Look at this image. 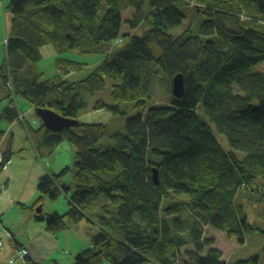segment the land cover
I'll use <instances>...</instances> for the list:
<instances>
[{
	"label": "trees",
	"instance_id": "16d2710c",
	"mask_svg": "<svg viewBox=\"0 0 264 264\" xmlns=\"http://www.w3.org/2000/svg\"><path fill=\"white\" fill-rule=\"evenodd\" d=\"M183 9H193L203 22L195 32L186 28L173 36L169 32L186 16ZM8 10L12 21L0 65V103L8 107L1 120L21 125L38 162L37 151L46 154L63 142L74 147L70 167L59 177L46 171L37 186L51 201L61 193L69 200L66 214L46 218L47 229L63 230L66 218L77 221L81 213L101 229L74 264H223L206 229L241 245L246 236L262 233L255 227L264 221V186L257 182L264 179V0H10ZM125 10H141L142 19L130 24L146 26L144 38L122 32ZM112 42L124 45L107 48L110 54L85 80L64 81L83 65L64 56L103 55ZM45 46L53 48L62 73L52 80H42L37 69ZM175 74L184 78L180 98L171 95ZM161 77L170 102L127 119L126 133L113 134L109 149H97L105 125L76 120L85 93L101 91L104 78L115 81L111 104L98 102L94 110L122 115L119 103L146 108ZM17 98L34 114L48 109L78 125L55 132L41 123L34 130L37 116L28 119ZM0 156L3 168L12 155ZM69 173L73 186L60 180ZM239 193L255 200V225L235 202ZM179 196L185 198L176 202ZM172 197L175 203L165 207ZM179 211L193 223L178 217ZM244 264H258V257Z\"/></svg>",
	"mask_w": 264,
	"mask_h": 264
},
{
	"label": "crops",
	"instance_id": "0c3cea01",
	"mask_svg": "<svg viewBox=\"0 0 264 264\" xmlns=\"http://www.w3.org/2000/svg\"><path fill=\"white\" fill-rule=\"evenodd\" d=\"M9 3L10 0H0V65L5 60L3 42L8 38L12 21V15L8 10ZM40 54V62H45L44 68L40 67L39 63L37 64L38 73L44 77L42 80H52L62 74L54 66L57 56L50 46L42 47ZM64 57L69 59L68 54ZM102 61L103 59L97 61L90 67L91 69H87L92 71ZM82 69L78 72L74 71L71 76L70 74L64 75V81L79 82L85 80L90 72L85 78L80 77ZM47 72L51 74L50 77ZM7 107L6 102L0 103V121L3 122L0 131L4 133L0 142V155L4 153L12 155L10 162L0 168V220L3 228L0 232V243L2 245L0 264H13L10 261L19 248L29 251V258L34 264H74L77 255L90 248L93 238L101 232V229L94 220L87 218L84 213H81L82 217L77 221L66 218V227L63 230L50 231L47 229L45 220L49 215H46V217L43 215L46 203L44 196L38 192L37 186L39 181L46 176V171H49L52 176L59 177L65 168L70 167L71 161L70 165H68V162L60 163L63 148H60L58 152L59 159L57 157L50 163L46 158L49 152L52 154L55 149L64 145L61 143L55 149L47 150L48 153L46 154H40L37 151L38 155H41V158L45 160L43 161L45 162L44 166L39 164L33 142L21 125L16 121L6 123L1 120V115ZM26 110L27 113H30V109ZM28 119L31 120L30 117ZM33 121H35L34 125L36 127L32 128L34 130L39 129L42 122L35 118H33ZM61 178L60 180L63 182H71L72 174L69 173L64 179ZM70 182L69 184L73 186L74 182ZM53 210L56 209L50 206L48 212ZM69 210L70 207L65 211L63 210L62 215ZM54 213L58 214V211H54ZM52 214L50 213V215ZM6 231L11 234L13 240L6 237ZM252 237H254L253 234ZM208 238L213 239V237ZM246 242L247 239L245 238ZM225 251L226 254H221L223 264H244L249 259V255L232 259L226 249ZM16 264L22 263L18 262Z\"/></svg>",
	"mask_w": 264,
	"mask_h": 264
},
{
	"label": "rangeland",
	"instance_id": "374dc122",
	"mask_svg": "<svg viewBox=\"0 0 264 264\" xmlns=\"http://www.w3.org/2000/svg\"><path fill=\"white\" fill-rule=\"evenodd\" d=\"M105 0H101V2L103 3ZM189 5V4H188ZM105 8V7H104ZM183 13L186 15L184 19H182V24L181 27L172 30L171 32H169V34L173 35V36H177L179 34L182 33V31L186 28H189L192 32L196 31L198 26L201 25V22H203V18L202 16H196L194 15V10H189V11H185L183 9ZM135 15V12L132 10H125L122 13V32L124 34H129L131 36H135L137 38H144L146 36L147 30L148 28L144 25H142V23H138L135 28H131V24L133 23V20L135 18V21H138L139 19H142L141 16V10L140 11H136V15L135 17H133ZM193 17V18H192ZM199 17V18H198ZM228 24V26L232 23H229V21L226 22ZM124 44H114L113 42L108 45V46H104L103 50L104 53L103 55L101 54H97V55H93V56H82V55H77L75 53H70L69 55V59L79 62V63H83L82 67L83 68L80 72V77H86L89 72H91V66L96 63L97 61L104 59L105 56L110 54V51L108 50L106 52L107 48H110L111 51H116L119 50ZM50 48H52L50 46ZM53 49V48H52ZM39 66L44 68L45 67V62L41 63L39 62ZM90 68V69H87ZM259 71L261 73L264 74V64L261 65L259 67ZM47 74L49 75V77L51 76V74L49 72H47ZM77 74V73H75ZM72 75V73L70 74V76ZM44 78V77H43ZM105 81V87L99 91L98 93L94 94V95H88L87 93H85L84 99H86V106L84 107V109H82L79 114L76 117V120L80 123V124H103L106 127V131H105V136L104 138L101 140V142L96 146L97 149L101 150V151H105L107 149H109L112 146V142L110 140V137L115 134V133H121V134H125L126 133V129H125V123L127 121V119L140 115L142 117H144L147 113V110L149 108H154V107H159L161 105L164 104H168L170 102V95L168 92H166L167 90H164V87H162L163 82L165 81L164 79H157L155 80V84H153L152 87V96L151 99L149 100V102L146 105V108H135L133 103H119V107L121 109V113H123L122 115H112V113H109L106 110H94V105L98 102H103L104 104H111V86L115 85L116 82L109 79V78H104ZM162 84V85H161ZM17 103H18V107L24 112V110L26 111V109H30V113H26V116L28 117H32L35 116L34 114V109L30 107V105L22 100L17 98ZM40 121V120H39ZM3 124V122L0 121V126ZM36 126L34 125L33 128H35ZM219 141H221L222 146L225 148L229 149L227 140H225V138L221 135L218 136ZM61 147L55 149L57 146L53 147L54 152L47 156L46 158L48 159V161L51 163L53 161V159H59V150L60 148H63V153L60 156V158H62V160L60 161V163H64V162H68L70 165V161H72V157H73V153H74V147L68 143V142H63ZM60 145V144H59ZM39 150V149H38ZM238 158H241L243 156V153H237ZM45 160H41L39 162V164L42 165V162ZM56 166V165H55ZM46 168V167H45ZM263 186H264V179L259 181ZM240 194V193H239ZM240 198H238L235 202H237V204H242V209L245 208V212H247V216H248V223L250 225H255L254 223L257 222L258 220L256 219V206L255 205V200H250L247 197V194L243 193L239 195ZM185 197L183 196H179L176 197V202H179V200L184 199ZM237 198V197H236ZM44 200L46 203V207L44 209L43 215L44 217H46V215L50 216V213H54V211H58V215H62L63 210L65 211V209L67 210L69 206V200L66 196H64L62 193L60 194V196L55 200V201H51L49 198H47L46 196H44ZM169 200H171L172 203L174 202V198L172 197L171 199L168 198V200H166L164 202L165 207H167L168 205H170L171 203L169 202ZM43 203V202H42ZM50 206L56 210H53L52 212H48L50 209ZM175 207V204H174ZM259 209V208H258ZM174 213V212H173ZM176 214V213H175ZM178 217H182L183 220L185 222L188 223V225H191V223H193L194 218L193 217H189V213L182 211L178 214H176ZM258 226L255 228H259L262 233L259 232H255L252 236H247V242L245 243V245H241L238 244L236 239L234 238L233 240H229L227 239L226 235L224 233H221L219 231H216L213 228H208L205 231V236L208 237H213L214 239V244L212 246V248H216L219 251H221V254H226L225 249L228 252V249L230 247V250L228 252L229 257H231L232 259L237 258L238 256H242L245 257L246 255H249L248 258L250 257H258V264H264V221L261 222H257ZM210 239V238H208ZM212 239V240H213ZM183 249H187V248H183ZM188 250V249H187ZM254 255V256H251Z\"/></svg>",
	"mask_w": 264,
	"mask_h": 264
},
{
	"label": "water",
	"instance_id": "95a60500",
	"mask_svg": "<svg viewBox=\"0 0 264 264\" xmlns=\"http://www.w3.org/2000/svg\"><path fill=\"white\" fill-rule=\"evenodd\" d=\"M171 95L173 98H180L184 93V78L181 74H175L171 80ZM35 115L42 122L43 126L51 131H60L64 128H70L77 126L78 122L76 120L66 119L62 116L57 115L48 109H37ZM158 171H153V181L158 183Z\"/></svg>",
	"mask_w": 264,
	"mask_h": 264
},
{
	"label": "built area",
	"instance_id": "2783aa9c",
	"mask_svg": "<svg viewBox=\"0 0 264 264\" xmlns=\"http://www.w3.org/2000/svg\"><path fill=\"white\" fill-rule=\"evenodd\" d=\"M1 162H2V157L0 156V164H1ZM2 230H3V228H2V224H1V220H0V232ZM5 235L9 240H13L12 236L8 232H6ZM0 250H2L1 243H0ZM10 262L13 264H16L18 262H21L23 264H32V262L29 258V251L27 249H24V248L17 249L15 252V256L11 259Z\"/></svg>",
	"mask_w": 264,
	"mask_h": 264
},
{
	"label": "clouds",
	"instance_id": "9594fccd",
	"mask_svg": "<svg viewBox=\"0 0 264 264\" xmlns=\"http://www.w3.org/2000/svg\"><path fill=\"white\" fill-rule=\"evenodd\" d=\"M2 224V223H1ZM6 232H8V231H6ZM9 233V232H8ZM10 234V233H9ZM11 235V234H10ZM21 263V262H20ZM23 264V263H22Z\"/></svg>",
	"mask_w": 264,
	"mask_h": 264
}]
</instances>
